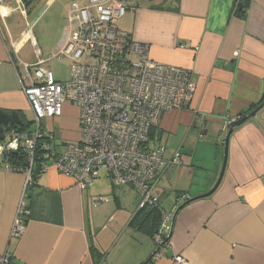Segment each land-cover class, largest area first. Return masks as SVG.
Instances as JSON below:
<instances>
[{"label":"crops","instance_id":"0c3cea01","mask_svg":"<svg viewBox=\"0 0 264 264\" xmlns=\"http://www.w3.org/2000/svg\"><path fill=\"white\" fill-rule=\"evenodd\" d=\"M58 1L32 0L26 6L23 0H2L0 5V110L17 112L22 121L30 110L20 86L24 66L40 58L47 69L54 61L51 53L64 42L69 5L88 0L62 3L63 16H56L64 24L59 41L43 54L33 30ZM240 1L136 0L116 23L148 45L152 60L188 70L194 85L187 107L165 113L152 134L166 158L178 152L181 161L166 168L152 190L161 214L173 215L215 186L223 140L232 128L216 190L177 212L163 255L153 264H176L177 256L187 264H264V106L244 123L224 128L226 121H238L264 102V0H245L238 16ZM47 24L50 35L57 23ZM77 117L75 106L64 105L63 114L53 119L56 142L79 139ZM48 121L44 126L50 130ZM24 123L33 126V121ZM110 183L111 198L92 205L91 199L102 197L92 195L93 184L81 190L53 168L37 174L31 185H26L25 172L0 170V253H10L11 264L147 262L157 246L131 223L146 214L138 209L139 196L130 186ZM21 200L27 207L24 231L13 239L10 231Z\"/></svg>","mask_w":264,"mask_h":264},{"label":"built area","instance_id":"2783aa9c","mask_svg":"<svg viewBox=\"0 0 264 264\" xmlns=\"http://www.w3.org/2000/svg\"><path fill=\"white\" fill-rule=\"evenodd\" d=\"M135 2L88 0L82 6L75 2L69 5L64 42L49 59H68L71 78L57 81L50 70L41 67L45 61L40 58L34 65L24 66L26 75L20 79V86L33 115V128L12 129L3 136L0 170L19 171L2 159L21 151L27 162L26 185L35 159L41 156L42 172L53 168L85 190L92 186L98 171L105 169L114 185L135 190L138 209L156 204L154 186L166 168L179 166L181 161L178 152L166 158L164 147L154 142L151 134L165 113L187 107L194 85L188 70L152 60L147 44L117 28L115 21ZM66 103L78 109L79 139L55 144L44 121L60 117ZM236 121H226L224 128ZM179 199L188 197L180 195ZM104 201L103 197L90 200L92 205ZM26 213L21 200L10 238L22 235V216ZM172 216L161 214L153 236L158 250L150 264L163 255L161 244L170 234ZM174 260L176 264H187L180 256ZM11 262L10 253H0V264Z\"/></svg>","mask_w":264,"mask_h":264},{"label":"rangeland","instance_id":"374dc122","mask_svg":"<svg viewBox=\"0 0 264 264\" xmlns=\"http://www.w3.org/2000/svg\"><path fill=\"white\" fill-rule=\"evenodd\" d=\"M64 1L65 0H59L58 2H56L54 4V6L46 13V15L44 16L42 21L39 23V25H37L35 27V29L33 30L35 39L38 42L39 47L42 50L43 54H45L47 52L48 47L55 46V44L59 41L58 37L60 36V32H62V29H63L62 26H60V25L64 26V24L59 19H56V16H58L59 18H61L63 16V11L61 9V5ZM121 19H123V18H121ZM121 19L115 21V24L116 23L119 24V22H121L120 21ZM47 21H52V22L57 23L54 25L53 28H50L52 30L50 35H48L47 31H46L47 26H48ZM56 29H57V32L55 33ZM31 61L33 62L34 60L32 59ZM45 67L47 69H49L50 71H52V73L55 76V79L58 81H61V82L68 81L71 78V73H70V69H69L70 61L68 59H65L64 61H59V60L50 61L49 63H47V65ZM66 104H68V103H66ZM69 105H71V104H69ZM72 106H74V105H72ZM63 110H64V107H63ZM63 110H62V114H63ZM78 115H79V112H78ZM23 119L25 122H28V123L33 121V115H32L30 110H27L25 112V116H23ZM48 126L50 128V131L54 132V134H56L55 120L49 119ZM32 127H33L32 125H28L27 129H32ZM78 134H79V130H78ZM53 142L55 144L61 143V142H56L55 139L53 140ZM63 143H67V142H63ZM98 173H99V178L97 180H95V182H94V184L90 190L91 193H93L92 195L93 196H102L104 198H109V197L111 198V193H110L111 183H110V178L108 176V172L105 169H100L98 171ZM119 188H121V187H119ZM119 188H117V189H119Z\"/></svg>","mask_w":264,"mask_h":264},{"label":"trees","instance_id":"16d2710c","mask_svg":"<svg viewBox=\"0 0 264 264\" xmlns=\"http://www.w3.org/2000/svg\"><path fill=\"white\" fill-rule=\"evenodd\" d=\"M28 1H29L28 5H30L32 3V0H28ZM245 4H246L245 0L244 1H240V3L236 4V9H235V14L236 15L241 16L244 13L245 7H246ZM238 124H239V120L236 121L233 125L235 126V125H238ZM27 127H28V124L24 123V121H23V125L21 127H17L16 129L18 131H22V130H25ZM151 138H152V134H151ZM41 160H42L41 156H37V158L35 159L34 167L30 171V179H29L27 185H31L32 181L36 178L37 174L43 173L40 170V162H41ZM2 161L4 163H6V164H9L10 167L18 168L19 171H21V172H24L27 169L26 156H25L24 152H21V151H18L17 153H12V154H9V155L5 156L2 159ZM24 209L27 212V207L25 205H24ZM139 211L140 212L146 211V214L140 220L137 219V218H133L131 223L135 224L138 230L144 231V232L150 234L151 237L153 238V236L157 232V228L159 227V224L161 222V212H160L159 208L157 207V205H146L144 208L139 209ZM25 215H27V213ZM166 239H167V242H168L169 237L166 238ZM157 250H158V247L156 248L154 253ZM151 257L152 256H150V258ZM150 258L148 259L147 262H145L143 264H150Z\"/></svg>","mask_w":264,"mask_h":264},{"label":"water","instance_id":"95a60500","mask_svg":"<svg viewBox=\"0 0 264 264\" xmlns=\"http://www.w3.org/2000/svg\"><path fill=\"white\" fill-rule=\"evenodd\" d=\"M24 4L27 6L29 4V1L28 0H23ZM264 106V102L259 106L257 107L255 110H253L250 114L244 116L243 118H241L239 120V123H244L247 119L251 118V117H254L255 114L257 113V111L259 109H261L262 107ZM23 125V121L22 119L20 118L19 114L17 112H4V111H1L0 110V140H2L3 136L5 134H2L4 131H9L11 128L13 127H21ZM234 127V125L232 126ZM232 132V128H230L223 140V144H224V160H223V165H222V169H221V172H220V175H219V178L215 184V186L209 191L207 192L206 194L204 195H201V196H197L195 198H192L190 200H188L187 202H185L184 204L180 205L173 213V216H172V220L175 218V215L177 214V212L182 209L186 204L192 202V201H195V200H198V199H203V198H206L208 196H210L217 188L221 178H222V174H223V171H224V166H225V159H226V150H227V144H228V138H229V135L231 134ZM170 235V234H169ZM169 237V236H168ZM167 243V239L164 240L161 244V246H165V244Z\"/></svg>","mask_w":264,"mask_h":264},{"label":"flooded vegetation","instance_id":"af4514ba","mask_svg":"<svg viewBox=\"0 0 264 264\" xmlns=\"http://www.w3.org/2000/svg\"><path fill=\"white\" fill-rule=\"evenodd\" d=\"M11 130L9 131H4L2 134H9Z\"/></svg>","mask_w":264,"mask_h":264}]
</instances>
